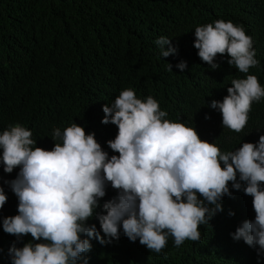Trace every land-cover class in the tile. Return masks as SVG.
I'll list each match as a JSON object with an SVG mask.
<instances>
[{
    "label": "trees",
    "instance_id": "trees-1",
    "mask_svg": "<svg viewBox=\"0 0 264 264\" xmlns=\"http://www.w3.org/2000/svg\"><path fill=\"white\" fill-rule=\"evenodd\" d=\"M218 19L242 25L252 37L260 64L248 74L264 87V0H0V132L18 123L32 132L37 147L51 150L59 142L53 140V129L63 131L74 122L95 133L109 156L118 155L106 143L117 128L101 123L102 108L122 90L132 89L137 98L152 96L167 112L166 119L194 127L221 151L258 142L264 135V98L252 104L239 133L223 127L220 114L208 106L222 101L232 79L248 75L229 66L226 55L217 56L215 70L199 59L193 47L195 27ZM159 37L171 40L176 55L161 56L155 43ZM181 61L187 64L183 73L176 67ZM18 172L0 170L7 196L0 225L18 214V199L4 183ZM106 187L116 197V190ZM229 188L232 196L223 197V211L210 226H199V241L174 247L169 237L157 254L122 233L104 245L90 240L91 251L82 253L77 264L85 258L87 264H259L255 259H264V253L258 256L257 248L230 236L243 221L254 219L252 198ZM2 235L0 226V264H11L13 242L22 247L32 241L28 235L6 243Z\"/></svg>",
    "mask_w": 264,
    "mask_h": 264
},
{
    "label": "clouds",
    "instance_id": "clouds-1",
    "mask_svg": "<svg viewBox=\"0 0 264 264\" xmlns=\"http://www.w3.org/2000/svg\"><path fill=\"white\" fill-rule=\"evenodd\" d=\"M193 34L199 59L213 70L220 66L218 55H226L228 65L243 74L260 64L242 25L218 19L195 27ZM170 41H155L163 58L177 53ZM172 67L167 63L169 71ZM176 67L183 73L187 64L181 61ZM262 98L264 87L248 74L232 79L222 101L208 106L220 114L223 127L239 133L252 104ZM102 111L101 123L117 128L106 143L118 155L109 156L95 133L74 122L63 131L53 129V140L59 142L51 150L37 147L32 132L18 123L0 132V170L10 174L19 168L16 178L4 181L18 199V214L2 219L3 239L8 243L30 235L32 241H42L22 247L13 242L11 264H77L82 253L91 251L90 240L104 245L122 233L157 254L169 237L174 247L199 241V226L209 225L223 211V197L232 196L229 185L252 198L255 213L231 238L257 248L258 256L264 253V135L256 143L221 151L194 127L166 119L167 112L152 96L137 98L132 89L122 90ZM6 202L0 187V209Z\"/></svg>",
    "mask_w": 264,
    "mask_h": 264
}]
</instances>
